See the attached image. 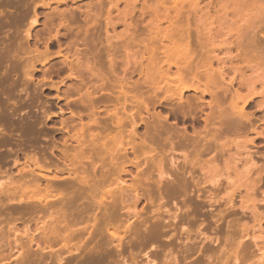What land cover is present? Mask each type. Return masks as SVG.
I'll return each instance as SVG.
<instances>
[{
    "label": "rangeland",
    "instance_id": "374dc122",
    "mask_svg": "<svg viewBox=\"0 0 264 264\" xmlns=\"http://www.w3.org/2000/svg\"><path fill=\"white\" fill-rule=\"evenodd\" d=\"M159 1L163 2L165 6L159 5V7L161 6L160 7L161 9L159 8L158 10H162L163 7H172V5H175V3H176V5H179L181 3V4H183V6H185L184 8L187 9V10L183 9L182 13H185L186 11H188L189 5L192 4L193 2H197L199 4L197 9L189 10L188 15L185 13L186 15L181 14L182 17L177 16L179 18V20H178V18H174L176 16V14L173 12H171L170 17L174 16L173 18L175 20L176 19L178 20V21L176 20L175 23L176 24L179 23L178 28L179 29L181 28L182 30H183L182 27H184V25H185L184 23L189 19L186 22V26H187V23L189 22L190 24L187 27H188V29H190V31L187 29V27H185L184 30L187 29L188 32L191 35H193L192 36L193 38H194V36L195 37L198 36V32H197V35L195 33L197 30H200L201 32L199 33L200 34L199 38L201 39V37H202V39H203L205 37L204 41L207 40V42H206L207 46L206 47L204 46L205 49L210 45L209 43L211 41L212 42H214V40L216 41L215 44L211 43V45L206 50L207 51L209 50L208 53L211 52V54L209 53V56H211V58L217 56V57H219V59H221V61L219 62L220 64L215 60H213L214 62L211 61L212 64L210 66H208V69H207L208 71H206V74H208V72H209V74L207 76H209V75L212 76L211 79L212 78L214 79V80L212 79V81L213 82L216 81V83L218 82V85L215 83L218 87L220 84L222 85V83H223L222 86L231 85L230 80L232 79V77L235 79L239 75V74L237 75V72L234 71V69H228V68H230L232 62L234 63L236 61L238 63L240 61L238 59L236 60L235 59L236 56H234L235 53H237L236 49L238 47V45L235 42L238 40L237 39L238 37L242 38V36H240L241 35L240 33H242V30L244 32L245 29L248 28L247 27L248 24L249 23L251 24L254 21L251 19V18H253V17H251V16H253L252 15L253 13H251V12L252 11L254 12V10H255V12H257V11L260 12L259 9H262V8L264 10V7H262L264 5L263 4L260 5L262 8H260V6H259L258 9H253L251 11L250 9H248V10L246 9V8L250 7L247 4L249 0L248 1L246 0L247 3L245 6L243 3H245L246 1H244V0H238V1L237 0L236 1L235 0H198L199 2L197 0H159ZM174 1H175V3H174ZM242 1H243V3H241ZM156 2H157V0H0V53L5 54V57L1 62V66L5 70L7 69V73L9 72V74L11 75L10 76L11 78L8 80L9 77H7L6 82L4 81V83H3V92L6 91V96H3L5 98V99H3V101L5 102V105H7V106L10 105L9 107L12 109V111H5L6 112V118L4 120H6L7 124L9 123L8 125H14L15 124L14 125L15 127H17L18 125L19 126L24 125L23 127H24L25 131H27L28 133L30 132V134H31L29 139L23 141V139L20 137V134L17 130L11 131L9 129L8 134H6V135H3V133H1V131H0V216H1L0 217V233H1L0 234V264H20V263L22 264L23 258H21V254H22V257L27 256L28 258H31L33 260L31 262H34V263L30 262V264H55L58 254L60 256L62 255V257L66 260L69 259V261H70L69 263L72 262L71 264H83L84 261L88 259V257L95 258L96 254H97V251L95 250V248L100 249L101 246H102V249H104V251L106 250L105 252L103 250H101L104 252V254L106 253L105 255H108L110 253L108 255V257L114 252L113 255L110 256V259H112V260L109 259L111 264H115V263L116 264H150V263H152V260H153L152 264H154V263L155 264H161L162 263L163 258L159 259V258L154 257V253H156V249H153L152 247H151L152 249H150L149 240L147 238V236L149 235V233H148L149 226H150L149 224H150V222L153 221L152 219L155 217H161V218L167 219L168 218L167 216H169V214H167V211L169 210L170 214H172V212L176 211L175 210L176 207L171 202H168L166 204L160 202V205L158 202H156L155 204H150L149 200H147L144 197L139 202H137L134 199L135 197H134V193L132 192L133 190L130 188V186L131 187L134 186L133 187V189H134V188H137L138 185H140V187L142 188V190L139 191L140 194H146V193L149 194V186H150V188H152V193H153V196L155 199H158L160 193L163 194L165 188H164V185L161 184L162 182L160 183L161 184L160 187H158L155 183H153V181H156L158 177H156V175H154L151 178H149V162H148L149 161V154H146V155L142 154L143 157L141 155L140 158L138 155V161H139V164H137L138 166L137 165L136 166L126 165L125 170H127V171L129 170L130 174H128V173L124 174V175L122 174L121 178L123 180L125 179L127 181V185L129 188L125 185L126 188L124 186L125 189L122 191L123 193L121 192V190L119 191L120 193H122V195L119 194L121 196L122 201L113 200V202H112V199H109L110 196L106 195V198H105L106 201L103 197V199H104L103 201H105V204L103 203V205H105L104 206L105 208L103 207V205H101L102 208H100L99 206H97L98 201H100V199L96 198L97 204L94 205L95 208H93L94 209L93 212L95 213V215L96 214L98 215V216L96 215L98 218V221L96 220V222H95L94 219L90 220L91 218H93V215H94L92 211L91 212L89 211V213H88V212H85L86 211L85 210L83 212L84 214L82 212L77 213V211H79V209L82 207L81 202H79V205L77 204V206H80L79 209L77 207H74V208H77L78 210L73 209V211L75 210L77 214H79V213L83 214V215L79 214L80 216L82 215L81 217H83L85 215H87V216H85V219L83 217L84 220L81 221V217L77 216V214H76L75 218H78V219L74 218L75 220L74 219L71 220V224H70V225H72V228L74 225L73 230H76V229L80 230V229H84V228H90V229L93 228L94 230L91 229V231L94 233L93 234L94 237H91L92 232L89 229V232H91L89 234L90 236L88 235L89 232H86L85 236L83 235L79 239V241H78V239L75 240L76 242L74 241V244L75 243L77 244V245L73 244L74 246H79V245H81V246L78 247V251L75 249L76 247H74V249H72V254L67 252L68 250H65L64 248H63L64 252L60 253L61 252L60 250L62 249L61 247H63L64 242L63 241H55L54 237L52 236V232H51L53 230L54 226L59 225L57 223L56 216L59 215L58 212H59V206L60 205L58 206V201L55 200V198L60 197V193L58 192V193H54L53 196L52 195L48 196L49 198L52 199V200H50L48 198L50 200L49 202H45L47 199L45 201L44 200L43 201H39V200L37 201V199L34 198V197H36L37 192H36V195L32 192V190L28 191L26 193H23V192L21 193V191H15L14 187L10 184L11 183L10 180L15 181V182L18 180L17 182L20 183L21 186L23 185L26 187L28 185H31L32 184L31 182L33 180H36L38 177L41 179V177H40V171L41 170H39L37 168V166L35 165V163H36L35 161L37 160V158H39V161H40L39 164L43 163L44 165L46 164L45 165L46 167H48V166L51 167L52 172H55L59 169L65 168L66 167L65 165L69 163V161L67 160L68 158H66V156H65V152L67 150H71L74 147H76L77 143H75V141L72 142L73 139L71 140V137H72V135H74V136H75V134L77 135L78 134L77 132H80V134H78L76 137L78 138L79 135L81 136V131H82L81 128L86 129V133H83V134H85L87 137H85V135L82 138L80 136L79 137L82 140L85 138L84 140H86L87 142L89 141V140H87L88 136L90 137L89 134H91V133L96 134V133H99L100 131H102V132L105 131L104 130L105 128L102 125H107L109 127L108 129L106 128V132H105L106 135L109 134L110 132H111V135H114V133L116 134L118 132L117 131L118 129H116L117 124L111 123V118H113L115 116V113H117L114 110H115V107L117 108V106H115V105L118 104V100L114 99L113 101L114 102L116 101V103H113V104L111 102H109L106 105L98 104L96 108H93L92 104H90V102L88 101V96H87L88 92L92 93V98H93V100H96L95 102H97V103H99L98 101L102 100L105 96H107V93L105 94L104 91L98 90L99 85H101V82H99L98 79H95V77H92V75L89 72H84V70L81 69V68H83L82 66L86 62L85 59H86V53H87L86 46H84L85 45L84 44L85 33H86L84 31H86L87 24L90 22V20L92 21V19H89V18H92V17L94 18V16L97 17V19H98V21H97L98 24L95 26H98L99 28L95 27V28H91V29L94 32L95 39H96L95 34H97V38H99V36H100V41L99 42L97 41L98 45H96V48L98 46V50L99 51L102 50L101 52H102V57H103L104 56L103 54H105L106 51H109V49L106 50V48H107L106 46H108L110 48L109 44H113L114 46H117L115 43L118 44L117 47L120 50H117V51L119 53L117 51H115L118 54L117 53H116L117 55L114 54V57L117 59L116 65L118 62V65L115 66L116 67L115 71L117 70L116 74H119V76L121 74L120 78L123 81H126L128 84H130L131 86L129 85V87H132L134 89V91H133L132 88H131L132 90L130 88H127L130 90H124V91L125 92L127 91L126 92L127 95L131 94L130 95L131 96L130 103L128 100V104H130V105L127 104L128 105L127 111H129L128 114L135 113V117H136L135 120L138 123V126H137V133H138L137 135L138 136L136 137L137 140L135 139V143L139 142L140 145L143 143V141H145L146 143H149V120H150V122L155 121V119H154L155 114L161 110L159 107H156L155 109L151 108V112L154 113L153 114L154 116H152L149 119V92H150L149 91V73H148V71H149V23H150V21L153 23V21L156 19V21H154V23H159V21L162 20V22H160L162 25L161 28L166 27L168 25V24H166V22L164 20L166 16H163L165 14V13H163V11H161V12L159 11V13L157 11L154 12L155 11L154 6H158V5H156ZM239 2H240V4H239ZM259 2H260L259 4H261L263 2V0H260ZM177 3H179V4H177ZM181 4H180V6H181ZM222 4H225L224 8H223ZM149 5H151L150 6L151 8L154 5L153 11H152V9H150ZM247 5L249 7H247ZM130 7L132 9H134L133 11H135L133 16L131 14V17H130V13H133V12H131L132 9L130 11ZM225 7H227V8H225ZM257 7L258 6H256L255 8H257ZM250 8H253V6H251ZM108 9L111 10V13H110L111 16L109 13H107V12H109ZM126 10H128L127 13H125ZM245 10L250 11L249 14ZM195 11H197V12L195 13ZM241 11H244V12H241ZM128 12H130V13H128ZM190 12H191V14H190ZM240 12L243 13V15L240 14ZM255 12H254V14H255ZM259 12H257V13H259ZM262 12H264V11H262ZM250 13H251V15H250ZM246 14L249 15V16L248 15L247 16H248V18H250V21L247 18H245ZM262 14H264V13H262ZM90 15H91V17H90ZM107 15H109V17ZM256 15H259V14H256ZM243 17L246 19L245 21H244ZM254 17L255 18H253V19H256V17H258L259 19H261V21H263L262 19H264L263 15L262 16H260V15L254 16ZM160 18H161V20H160ZM206 18H207V20H206ZM87 19H89V22H86ZM180 19H181V21H180ZM108 20L110 23H112L114 25H111V26L109 25L107 27L106 23L108 22ZM208 20L210 21L209 23L212 22L213 24L210 25L208 23ZM247 20L249 22L246 23ZM220 21H222V22L220 23ZM255 21L258 22L259 20H255ZM180 22H181L182 26H181ZM204 22H205V25H203ZM262 23L256 24V22H255V24H253V26L251 25L248 28L250 31L246 30V32H248V33L251 32V34L247 35V33L246 34L244 33L246 36L243 35V39L245 38V41H246V39L251 40V36H254V35H252V32L254 33L258 30H262L264 32V26H262L264 24H262ZM99 24H100V26H99ZM176 24H174V25L177 28ZM206 25H207V27H206ZM254 25H256L255 27H257L256 31H252L254 29H250L251 27H254ZM88 26H89V24H88ZM196 27H197V29H196ZM202 27H204V29H202ZM244 27H246V28L244 29ZM239 28H241V31L238 30L239 31V33H238L237 29H239ZM91 29L89 31H91ZM94 29H96V30H94ZM97 29L100 30V31H98L99 33L96 32ZM191 29H192V31H194V33L191 31ZM127 30H129V31H127ZM209 31H212L211 34L208 33ZM219 31H220V33H219ZM93 32L90 34L92 35ZM127 32H128L129 37L130 38L132 37L130 39V43H132L133 45L128 43V42L127 43L125 42L126 39L129 37H126L123 35H125V34L127 35ZM202 32H203V34H202ZM216 33H219L218 36L216 35ZM205 34H208L210 38L208 36H206ZM108 35L111 37L113 36L115 39H116V37L118 38L120 36L125 37L126 39L124 38V40H123L121 38V41H120V38H119L120 42H118V40H115V41L112 40L114 38H112L110 40L111 37H108ZM203 35H205V36H203ZM259 35L260 36L255 35L256 39L258 40V42L260 41L259 39H261V41H262V42H260L261 46H264L263 45L264 44L263 43L264 38H262L261 34H259ZM215 36H217V37H215ZM247 36H249V38ZM106 37L110 41H113V43H111L109 40H107ZM207 37L209 40H211L212 37L213 38L211 41H208ZM243 39H242V41H243ZM253 39H255V37ZM131 40H133L134 42H131ZM204 41L202 40V43ZM108 42H109V44H108ZM177 42L180 43V45L182 43L179 41H177ZM233 42H234V44L231 46L230 44H232ZM238 42L240 43L241 40L239 39ZM119 43L121 45H123L125 43L126 45L125 46L123 45L122 46L123 48H121V45H119ZM166 43L167 42H165V44ZM247 43L248 42L246 41V44ZM128 44H129V47H128ZM171 44H173V45H171ZM130 45H132V46H130ZM158 45L160 46V44H157V46ZM126 46L128 47V49H126ZM173 46H174V43H170L171 48H169V42L167 43V48H169V49H175L174 47L177 48L179 45L176 44V42H175V46L174 47ZM202 46H203V44H202ZM117 47L115 49H117ZM194 48H198V46H195ZM200 48H201L202 52H203V50H205L201 46H200ZM227 48L230 49V51L228 50L229 52H226ZM124 49L127 50L126 53L124 52L125 51ZM196 50L201 52L200 49L198 48V49H195L191 55H195L194 53ZM172 51H174V50H172ZM231 51H232V53H231ZM110 52H113V48L111 49ZM127 52L130 54V56H128L129 54ZM57 53L60 55H58ZM8 54H10V56ZM126 54L128 57H130V59L129 58L126 59V56H125ZM196 54H198V52ZM232 54H234V55H232ZM77 55L79 56V58H77ZM106 55L108 57L107 53H106ZM106 55L101 59L100 63H102L101 66L103 65V68L106 70V72H108V68H109L111 63H110V60H108L109 62L107 61ZM115 55L118 56L119 59ZM263 55H264V53H263ZM230 56H232V57H230ZM192 58H191L192 60L195 59L194 56ZM263 58H264V56H263ZM104 59H106L105 61H107V62H105ZM189 59H190V57H189ZM102 61H104V62H102ZM230 61H232V62L229 64ZM222 62H224L225 65H223ZM236 62H235V64L232 63V65H233V66H231L232 68H234L235 66H236V68L237 67L239 68V66L242 67L245 65L247 67L249 65L245 61H243L245 64L244 63L242 64V62L240 61V63H239L240 65L236 64ZM79 63H80V66L78 65ZM127 63H128V67L125 68L124 65H127ZM260 63H263V65H264V60L263 61L261 60ZM226 64H228L227 67L229 65L230 66L228 68H226L225 67ZM69 65L73 66L72 72L75 73V75H79L80 76L79 79L76 80V78H69L68 77L71 74V72H69V67H70ZM192 65H194V64H192ZM253 65H255V64L252 63V65H250V67ZM246 67H245V71L242 70V71H244L243 75L245 77V79L243 78V81L244 80L245 81H244V84L242 85L244 88L241 86V90H240V85L237 84L238 82L235 83L233 85V87L230 86L231 90H232V91L231 90L230 91L233 93L230 94L229 99L232 98L233 94L236 97L235 92H234L235 90H236V93L239 91L238 95L241 92L242 97L244 96L246 98L247 95H250L249 93H251L250 92L251 91L250 85L252 86V84H254V86L256 85L255 88H256V91H258V93H261L262 89H264V88H262V87H264V71L263 70L254 71V70L250 69L249 66L247 67V69H246ZM156 68H157V66H156ZM156 68H155V70H156ZM173 68H172L173 71H171L172 72L171 73V80H172L171 82L172 83L177 81V79L174 80L175 79L174 77L172 78V75L174 76L173 72L176 73V71H177L176 69H173ZM221 68L222 69L224 68V70L226 71L225 73L227 75L225 77V74H224L223 76L225 78L222 77L223 79H219L220 74L216 75V73H218V70H220ZM242 68L244 69V67H242ZM262 68H263V66H262ZM124 69H126V70L128 69L127 70L128 72H124ZM213 69H214L215 73H214ZM204 70H205V68H204ZM141 71H142V74H141ZM237 71L242 72L241 69H240V71H239V69ZM82 72L85 73L84 74L85 76L82 74ZM210 72L213 73L214 75H212ZM86 73H87V75H86ZM220 78H221V76H220ZM81 79H83L84 82H82ZM189 79H187V80H189ZM206 79H207V77H206ZM206 79H205V77H203L201 79L202 80L201 84H203V82ZM208 79H210V77H208ZM208 79L206 80L207 82L206 81L204 82V84L209 83L208 81H210V80H208ZM63 80H65V81L63 82ZM185 80L186 79H184V81ZM171 82H169V83H171ZM174 84H176V83H173L172 85H174ZM210 84H209V86H210ZM212 84H214V83H212ZM216 85H212V86H216ZM245 85L247 87H245ZM222 86H221V88L218 89V91L223 88ZM57 87H58V89H57ZM248 87H250L249 88L250 90L247 89ZM213 88L214 87H212V90H214ZM8 89H10L9 92L7 91ZM119 90L120 89L117 88L116 91L114 92V94L117 95L118 94L117 92ZM164 90L166 91V88L163 89V92H164ZM10 91H12V92H10ZM128 91L130 92V94H128ZM151 91H152V93L154 92L153 90H151ZM160 91H161V89L159 91H155V93L157 92L158 94L157 93L154 94L155 96L157 95L158 99L160 98V96L163 98L164 95L166 96V98L169 99V97L167 96L168 93H170L171 97L174 94L173 93L174 91L170 90L171 92L173 91L171 94V92L168 90V88H167L168 93H167V91L165 93L162 92L163 95H161L162 93ZM214 91L216 93H218L217 88ZM194 93H195L194 91H192V92L187 91L185 93V95H186L185 100H187V99L188 100H191V99L195 100L196 96L200 97L199 96L200 93H197V94L196 93L194 94ZM7 94H9V98H7V96H8ZM140 94L143 95V97H144V98H142L143 100H145V99L147 100L146 101L147 104L146 105L141 104L137 107V105H138L137 99L142 97V95L140 96ZM241 94H240V96H241ZM135 95H137L138 97ZM117 96H119V94ZM260 96L261 95L254 96V101L257 104L261 103L260 101H262L264 99V98H261L263 96H261V97ZM203 97L205 99L204 100L205 102L212 100L211 95L210 96L206 95ZM235 97H234V99L238 98V97H236V98ZM133 98H135V99H133ZM128 99H130L129 96H128ZM121 102H122V100H121ZM163 104L166 106L165 111L162 110L163 114L164 115H171L170 116V119H171L170 122L177 121V124H178V122H180L179 123L180 125L178 124L179 129L186 128L187 132H189L188 134L191 135V134H193L194 129H197L200 127L198 124L195 123V120H197V118H198L199 112H197V113L191 112V114L189 113L190 115L188 114L187 116H189V117H188V119H186L187 116L184 118L182 115L174 116V113L171 111V109H173L175 107V105H176L175 102L168 100L167 102L164 101ZM241 104L242 103H240V105ZM206 111H207L206 113H209L208 112L209 110H206ZM7 112H8V114H7ZM246 112L249 114V117L253 120L252 125L247 124L246 125L247 127H245V129L243 131L244 135L247 136V139L249 142L247 144H245L244 139H238L235 135H230V136H228L227 139H224V140L221 139L220 140V141H222L228 145L227 149L229 150V153L225 154L222 157H217V159H216V161H217L216 163L220 166V169L217 167L218 168L217 170H219V171L222 170L221 171L222 175L224 174L221 177L222 178L221 183H223V184H226L225 180H226L227 176L234 177V175H235L234 166L235 165H237V167L240 169L244 168L242 163H241L242 164L241 165L240 162L237 163L235 161L238 160L240 157L241 158H243L244 156L246 157L247 153L243 152L242 155H244V156L238 157L236 154L237 144L242 145V146L246 145L247 152L250 153L253 158H255V163H257L256 169H257V167L258 168L264 167V139L263 140L257 139V135L255 134V131H254V129H257L258 131L262 130V129L264 130V120L262 118V113L259 112L257 107H250V108L248 107L246 109ZM139 113H141V114H139ZM72 114H75V116L73 117ZM121 115H123L122 111H121ZM47 116H48V118H46ZM119 116H120V114H119ZM123 116H125V115H123ZM20 118L24 122L23 125L21 123L19 124ZM140 118H144L147 121L146 124H144V122L139 123ZM94 119H96L95 122L92 121ZM114 119H115V117H114ZM175 119H177V120H175ZM64 122L66 123L65 125L63 124ZM82 125L84 127H82ZM19 126L17 128H20ZM189 126H190V128H188ZM23 127H21V128H23ZM84 129H83V131H84ZM89 130L91 131V133ZM127 133L128 132H126V134ZM83 134H82V136H83ZM103 135L104 134L102 133V136ZM32 137H33V139H32ZM125 138H126V140L128 139L127 136ZM100 139H101V134H100ZM97 140H98V138H97ZM101 140L98 142L99 144L101 143ZM252 140H254L253 143L250 142ZM31 141L33 142V144H35L34 148L29 147V145L32 143ZM87 142H85L84 144L82 143V144L85 145ZM139 143H137V144H139ZM146 148H144V149H146ZM148 150H146V152ZM165 150L168 151L169 147L167 146V148H165ZM128 151H130L128 154V157H127L128 159H123L124 162H125V160H127V161L128 160L131 161V159L135 160L134 159L135 156L133 153H131V150L129 149ZM240 151H242V150H240ZM229 154H231V155H229ZM89 155L90 154L87 153V154L81 156L80 157L81 159L79 158L80 161L76 162V164L79 163V164H77V166L78 165L80 166L83 163H84V165L89 164V160H88ZM105 156H107V158L104 157L105 162H104V166H103L104 167L103 171H104V173L107 171L109 172V173L107 172L105 176H108V178L110 179V178H113L111 173H110V170H111V172L113 170L112 169L113 165L110 164L111 159H109V155H105ZM215 156H216V153L215 154L210 153L209 155L204 156L203 160L208 162V161H211L212 159H214ZM121 158L119 156V159H120V160H118L119 162L123 161ZM170 158H173L174 161H177L176 162L177 164L175 163L176 164L175 166L184 167V178H186L185 180L188 182L187 189H186L187 197L189 199H192L193 207H197L198 204H200V200L196 199V195H197V191H198L199 187H197V185L192 182L191 175L195 178H198V177H200V171L198 169L193 170L190 167V165L186 164L184 162L185 158H184V155L182 153L168 152V153L164 154V156L162 158H158V160L156 159L157 160L156 163H160V162L164 163L163 165L165 167H167V172H168V170L170 172L171 171ZM96 161L98 162V160H96ZM127 161H126V163L129 164ZM225 161H227L226 164H225ZM115 162H117V160ZM136 162H137V160H136ZM234 163H236V164H234ZM30 165H31V167H30ZM225 165H229V168H228V166H225ZM224 167L227 169H225ZM237 167H236V169H238ZM219 171H218V174L221 175V172L219 173ZM238 171H239V169H238ZM252 172L255 173V170ZM229 173H230V175H229ZM87 174H90V173H87ZM108 174H110L111 177ZM37 175H39V176H37ZM81 175H82V173H81ZM102 175H103V173H102ZM250 175H251V177L253 176L252 179H254V180L256 179L258 182V185H257L258 191L255 192V193H257L256 197H258V196L263 197L261 192L264 191V173L260 177L256 176V174H252V173L249 174L248 177H250ZM13 179H15V180H13ZM19 180H21V181H19ZM107 180L108 179H106L105 184L109 182V185H110V181L109 180L107 181ZM9 181H10V183H9ZM47 182L45 179H44V181L42 180V187H44L47 184ZM112 182L114 183L113 179H112ZM243 182H245V180L240 181L239 184H241ZM7 183H9V184H7ZM163 184H165V181ZM107 185H104V186L106 187ZM114 185H115V183L112 185L115 188ZM104 186H103V188H105ZM110 186H107V187L109 188ZM135 186H137V187H135ZM204 186H203L204 189L202 188L203 189V191H202L203 196L201 199H204L205 197L209 196L210 194H213L214 196H217L218 198L219 197H225V191L224 192L223 191L218 192L209 183L204 184ZM107 187L105 189L108 190ZM110 189H112V187ZM245 190H246L245 188L241 189L243 194L245 193ZM14 192H17V196H16L17 198L15 197L14 200H9V198H13L12 194H14ZM54 192H57V191H54ZM54 195H56L55 198H54ZM120 196H118L119 198H117V199H120ZM21 197H22V199H21ZM99 198H101V200H102L101 192H100ZM177 200H178V204L182 206L181 197L178 198ZM233 201L235 202V205L238 208L240 206V203H241V197H239V195L236 194L234 196ZM83 202H85L87 205V201H83ZM114 202L116 203V205ZM43 203H45V204H43ZM49 203H53L54 205L56 204L55 207L53 206V208L51 209V212L46 210V205H49ZM85 203H83V205H85ZM113 203H114V206H112ZM117 203H118V205H117ZM205 203L206 204L204 205L203 210H202L203 214L205 213L204 215H206L210 212L212 217L218 218L217 214L220 212V210L225 213V205L222 204L223 202L221 203L222 206H220V205L219 206L218 205L217 206H211L210 202L209 201L207 202V200ZM1 204H2V206H1ZM53 204H50V205H53ZM85 206H83V207H85ZM96 206L98 207V210L96 209ZM83 207L81 208L82 210H80V211H83V209H84ZM111 207H113V209ZM99 208L101 210H99ZM105 209H107V210H105ZM232 211L233 210H231V212ZM105 212H107V213H105ZM228 212L230 213V211H227V213ZM7 213H8V215H7ZM232 213H230L228 215L229 217H227V219L230 220L231 219L230 217H233ZM238 213H240V212H238ZM133 215L134 216L137 215V217L136 216L133 217ZM190 215H192V212H190ZM86 217H88V219ZM151 217H152V219H151ZM79 219H80V221H79ZM86 219H87V221H86ZM149 220H151V221H149ZM102 221H103V224L102 223H101V225L98 224L99 222H102ZM196 221L197 222H195L194 224L186 225L187 226L186 228L182 227L181 222H177V223L173 222L174 225L176 226V231H177V235H175L176 237H174L175 242L179 241V244H180V245L178 244L179 246H181L182 242H184V247L189 248L192 251H194L193 249L197 248L194 252L189 253V255L187 256V260L185 262L187 264H197L200 260H202L203 264H217V263L220 264L221 262H218V261L219 260L223 261L225 258H223V254L220 253L221 250L219 249L220 248L219 246L220 245L222 246V243H224V242L220 243L218 248L215 247L216 250H220L219 253H217L218 251H216L214 248L215 252L214 251L210 252V253L208 252L209 254L207 252H204L202 254L203 256H205V254H208V256L206 255L207 257H202V255L196 251H198L199 248L203 247V244H204L203 241H205L204 240L205 237L203 235H202L203 236L202 237L201 233L205 232L206 234H208L210 236V238H211V236H212V238L219 236L222 239H224L225 234H223L221 232V230L223 231V229L226 228L225 226L227 224V220L216 223L211 218H209V219L206 218L205 221H202L200 219V217H197ZM127 222H128V224H127ZM166 222L168 223V221H166ZM88 225H89V227H88ZM97 225H99V226H97ZM252 225H253V223L250 222V225H249L250 232L253 231V228L251 227ZM181 228H183V229H181ZM232 228H235V226H233ZM60 229H62V228H60ZM113 230H116V231L118 230V232H120L123 236L124 240L122 242V246H121L122 248L121 249L120 248L117 249L116 243L114 244V242L112 241L113 239L111 238L112 237L111 231H113ZM61 232H62V230H61ZM253 232H251L250 234L252 235ZM173 233H174V231H172V234ZM229 234L232 237L231 240L235 241L234 239L236 237L234 236L233 230H231V232ZM32 236H34V237H32ZM30 237L34 238L35 242L32 244L33 246L29 248V246H28L29 242H26V241H29ZM47 237L49 239H47ZM187 237L189 238L188 240H187ZM16 238H18L21 241V242L19 241L20 245L22 247V249H19L20 253H19V251H16V249H15V239ZM139 239L140 240L143 239L144 244L141 247H136L135 245H138ZM91 240L94 243L91 242ZM222 241H224V240H222ZM79 242H81L82 244H80ZM92 243L96 246H94ZM89 244L90 245L92 244V246H90ZM160 244L161 243H158V245H160ZM185 244H187L188 246ZM85 245H88V246H86L87 248L89 246L91 248L94 247L92 249H94L93 251H96V252H93L90 247L87 250ZM90 250H91V252H90ZM65 251H66V253H65ZM86 253H88V254H86ZM90 253H93V255H91ZM246 253L249 254L248 251H246ZM256 253H258V252L253 251L252 255L255 254L254 256H256V257L259 256V253L258 254H256ZM104 254L102 253V255H104ZM212 255L214 256V258ZM209 256H212L213 262H210V260H208ZM27 257H25V258H27ZM105 258L107 260V257H105ZM215 258H216V260H215ZM109 260H107V261H109ZM107 261H104L103 264L107 263ZM111 261L114 263H112ZM238 263L241 264L240 262H238ZM242 264H257V263L252 262V260H250V261H247V263L245 262Z\"/></svg>",
    "mask_w": 264,
    "mask_h": 264
},
{
    "label": "bare ground",
    "instance_id": "6f19581e",
    "mask_svg": "<svg viewBox=\"0 0 264 264\" xmlns=\"http://www.w3.org/2000/svg\"><path fill=\"white\" fill-rule=\"evenodd\" d=\"M158 1L159 0H157V2H156V5H158V6H154L153 5L154 8H155L154 12L157 11L159 13V11L160 12L163 11V13H165L163 16H166L165 19L164 18L163 19L165 20L166 24H168V25L166 27L161 28V26H162L161 23H160V22H162L161 18H160L161 21L158 20L159 23H154V21H156V19L153 21V23L151 21L149 23V71H148V73H149V91H150L149 92V119L152 116H154L153 115L154 113L151 112V108L155 109L156 107H159L161 109L160 111H158L155 114V116H154L155 121L150 122V120H149V143H146L145 141H143V143L141 145H140L139 142H137L139 144L135 143V139L137 140L136 137L138 136L137 135L138 134L137 133L138 123L135 120V118H136L135 117V113L128 114L129 111H127V106L130 105V104H128V100H129V103H130V100H131V96L130 95L131 94L128 91V94H130V95H127V93H126L127 91L126 92L124 91V90H130L132 87H129L130 84H128L126 81H123L120 78L121 74H120V76H119V74H116L117 70L115 71V69H116L115 66L118 65V62H117V65H116L117 59L114 57V54H116L118 52L117 50H120L117 47L118 44L115 43L117 46H114L113 44H109V42H108L110 48L108 46H106L107 47L106 50L109 49V51L105 50L106 53L108 54V57H107L106 53L103 54V55L104 56L106 55L107 61L110 60V63H111L109 68H108V72H106V70L103 68V65L101 66L102 63H100L101 59L104 57V56L102 57V52H101L102 50L99 51L98 50V46L96 48V45H98V42L100 41V36L98 35L99 38H97V34H95L96 35V39H97L96 40L95 37H94V32L91 29V28H95V27L97 28L98 27V26H95V25L98 24V22H97L98 19L95 16H94L95 19L93 17L92 18L88 17L89 19H92V21L90 20V22H89V19H87L88 21L86 20V22H89L88 23L89 26L87 24V29L85 28L86 31H84V32H86L85 33V40H84V44L85 45L84 46H86L87 53H86V59H85L86 62L82 66L83 68H81V69H83L84 72H89L92 75V77H95V79H98V81L101 82V85H99L98 90L99 91H104L105 94L107 93V96H105L103 99L101 98L102 100L98 101L99 103H97V102H95L96 100H93L92 93L88 92V94H87L88 101L90 102V104H92L93 108H96L98 104L106 105L109 102H111L113 104V103H116V101L115 102L113 101L114 99L118 100V104L117 105L114 104L115 106H117V108L115 107V110H114V111L117 112V113H115V116H114L115 119H114V117L111 118V123L112 124H114V123L117 124V126H116L117 128L116 129H118L117 130L118 132L116 134L114 133V135H111V132L106 135L105 134L106 128L108 129L109 127L107 125H102L105 128L104 132L100 131L101 133L99 132V133L94 134V133H91V131L89 130L92 135L89 134L90 137L88 136V139L86 138L87 140H89L87 142L86 140H84L85 138L83 140L80 139V137L81 138L84 137L85 134H83V133H86V129L83 128L84 131H85L84 132L83 129L81 128L82 131L80 130L81 131V136L79 135L80 137L79 136H78V138L76 137L78 134H80V132H77L78 134L77 135L75 134V136L72 135V137L74 136L73 138L71 137V140L73 139L72 142L75 141V143H77V145L73 149L67 150L65 152V156H66V158H68L67 160L69 161V163L65 165L66 166L65 168L59 169V170H57L55 172H52L51 167H49V166L46 167L45 166L46 164L44 165L43 163H40L41 164L40 165L39 164V162H40L39 158H37V160L35 161L36 162L35 165L37 166V168L39 170H41L40 171L41 179L38 177L36 180H33L31 182L32 183L31 185H28L26 187L23 186V185L21 186L20 183L17 182L18 180L16 182L10 180L11 183H10V181H9V183L14 187L15 191H21V193L22 192L26 193V192L32 190V192L36 195V192H37L36 197H34V198L37 199V201L38 200L39 201H43V200L45 201L47 199L45 202H49L52 199L49 198L48 196H50V195L53 196L54 193H58V192L60 193V197L55 198L56 195H54L55 200L58 201V206L60 205L59 206V212H58L59 215L56 216L57 223L60 226L59 225L58 226H54L53 230L51 232H52V236L54 237L55 241H63L64 242L63 243V247H61V248L62 249L64 248L65 250H68L67 252L72 254V249H74V247H76L75 249L78 251V247L81 246V245L74 246V245H77L76 243L74 244V241L77 240V239L79 241V239L83 235L85 236L86 232H89L90 228H84V229H80V230H77V229L73 230L74 229V225H73V228H72V225H70L71 224V220H73L75 218V215L78 212H82L83 213L85 210H86L85 212H88V213H89V211L93 212V210H94L93 208H95L94 205L97 204L96 203L97 202L96 198L100 199V201H98V204H97V206H99L100 208H102L101 205H103V203L105 204L106 195L110 196L109 199H112V202H113V200L122 201L120 195H122V193H123L122 191L126 188V186L128 187V185H127V181L125 179L123 180L121 178V175L122 174L124 175V174H127V173L130 174L129 170L128 171L125 170L126 169L125 168L126 165H134V166H136L137 164H139L138 155H139V158H140V156L142 154H145V155L149 154V161H148L149 162V178H151L154 175H156V177H158L156 181H153V183H155L158 187H160L161 184L164 185L165 189H164L163 194L160 193L158 199H155L154 196H153V193H152V188H150V186H149V194H147V193L146 194H140L139 191L142 190L140 185H138V187L135 186L137 188H134V189H133L134 186H132V187L130 185L129 186L133 190L132 192L134 193V197H135L134 199L137 202H139L144 197L147 200H149L150 204H155L156 202H158L159 205H160V202L161 203H165V204L168 203V202H171L176 207V209H175L176 211L172 212V214H170L169 210L167 211V214H169V216H167L168 217L167 219H164V218H161V217H155V218L152 219V217H151V219L153 221L150 222V224H149L150 225L149 226V231H148L149 235L147 236V238L149 240V246H150V249H152V248L156 249V253H154V257L155 258H159V259L163 258L161 264H187L185 262L187 260V256L189 255V253L194 252L197 248L193 249L194 251H192L191 249L184 247V242H182L181 246H179L180 245L179 241L175 242V238L174 237H176L175 235H177V231H176V226L174 225V223L175 222L176 223L177 222H181L182 227L186 228L187 227L186 225L194 224L195 222H197L196 221L197 217H200V219L202 221H205L206 218L207 219L211 218L216 223L227 220V224L225 226L226 228L223 229V231L221 230V232L223 234H225L224 239H222L219 236H216L215 238H212V236H211V238H210V236L208 234H206L205 232L201 233V236L203 235L205 237V239H204L205 241H203L204 242L203 247L199 248V250L196 251V252L200 253L201 255L204 252H207V253L208 252L210 253V252H213V251L215 252L216 248H218L220 243L224 242V243H222V246L221 245L219 246L220 247L219 249L221 251L220 250H216V251H218L217 253H219V251H220V253L223 254V258H225L223 261H220V260L218 261V262H221L220 264H237L238 262H240L242 264V263H245V262L247 263V261H250V260H252V262H256L257 264H264V191L261 192L263 197H259V196L256 197L257 193H255V192L258 191V188H257L258 187L257 186L258 182H257L256 179L255 180L252 179L253 176L251 177V175H250V177H248L249 174H251V173L252 174H256V176H259V177L262 176V174L264 173V167H260V168L257 167V169H256L257 163H255V158H253L252 155L247 152L246 145L242 146V145H239V144H237V146H236V148H237V152H236L237 156L238 157H240V156L243 157L244 156V155H242L243 152H246L247 154H246V157L245 156L243 158L240 157L235 162H237V163L240 162V164L242 163L244 168L240 169V168L237 167V165H235L239 169V171L234 166L235 175H234V177L227 176L226 180H225L226 184L221 183V181H222L221 177L224 174L222 175V172H221L222 170L221 171L217 170L218 168L220 169V166L216 163L217 162L216 161L217 157H222L225 154L229 153V150L227 149L228 145L225 144L224 142L220 141L221 139L224 140V139H227L228 136H230V135H235L238 139H244V143L245 144H247L249 142L248 139H247V136H245L244 133H243L245 127H247L246 125L247 124H251L252 125V121H253L249 117V114L246 112V109L248 107L249 108L250 107H257L259 112L262 113V118L264 120V99L262 101H260L261 103H259V104H257L254 101V96L261 95L263 97H261V96L260 97L264 98V89H262L261 93H258V91H256V88H255L256 85L254 86V84L251 83L252 84V86L250 85L251 88L250 87L247 88L248 90L251 89V91H250L251 93L248 92L250 95H247L246 98L244 96H243L244 98L242 97L241 92H240L241 96H240V94L238 95L239 91L237 90L238 92L236 93V90H235L234 91L235 95L238 98H236L234 96V94H233L232 98L229 99L230 94L233 93V92H231L232 90H231L230 86L233 87V85L238 82L237 84L240 85V90H241V86L244 84V81H245V80L243 81V78L245 79V77L243 75V72L245 71L246 65L242 66V67H244V69H243L241 66H239L240 65L239 64L240 61L242 62V64L244 63L243 61H245L246 63L249 64V65L247 64L249 67H250V65H252V63L255 64V65L250 67V69H252L254 71H259V70H263L264 71V69H263L264 65H263V63H260L261 60L262 61L264 60V58H263V56H264L263 55L264 46H261V43H260V42H262L261 39H259L260 41L258 42V40L256 39V36H255V35L260 36L259 34H261L262 38H264V32L262 30L256 31L257 27H255L256 25H254V27L250 28V29H254L252 31H256L254 33L252 32V35H254V36H251V40L250 39L249 40L246 39V41L248 42L246 44L245 38L243 39V35L246 36L245 35L246 33H247V35L251 34V32L248 33V32H246V30L250 31L248 28L251 25L253 26V24H255V22H256V24H261L262 22H263L262 24H264V19H262L263 21H261V19H259L258 17H256V19H253V18H255L254 16H259V15L260 16H262V15L264 16V14H262V13H264V12H262V11H264L263 8H262L264 6H262V7L260 6L262 4L264 5V0H263V2L261 4H259L260 0H251V1L249 0L250 2L247 0L248 3H247L246 0H244V1H246L245 3H243V1L241 2V3L244 4V6L246 5V3L250 7L253 6V8H250L247 5V7H249V8L245 7L247 10L250 9L252 11L253 9H258L259 6L262 9H259L260 12L256 10L259 13L255 12V10H254L255 14H254L253 11L251 12V13H253L252 14L253 16H251L253 18H251V19L254 20V21L251 24L249 23L250 25L249 24H248V26L246 25L248 28L244 27V29L246 28L245 31L243 32V30H242V33H240L241 34L240 36H242V38H240V37L237 38L236 37L238 40L236 42L234 41L238 45V47L236 46L237 47V49H236L237 53H235V55L234 54H232V55L236 56V58H235L236 60L237 59L240 60L238 63L234 60L236 62V64H239L238 65L239 68L237 67L239 69V71H240V69H241V71L242 70H244V71L238 72L237 71L238 69L236 68V66L234 68H232L231 67V66H233L232 65V63H233L232 61L229 62V64L232 62L231 66L229 65L230 68H228L229 66L227 67L228 64H226V66H225L226 68L234 69V71L237 72V75L238 74L239 75L235 79L232 77V79L230 80V82H231L230 84L231 85H229V86H227V85L222 86L223 83H222V85L219 83L223 87L219 91H218V89L221 88V86L220 85H219V87L217 86L218 82L217 83H216V81L213 82L212 81L213 78L211 79L212 76H210V75L207 76L209 74V72H208V74H206V71H208L207 70L208 66H210L212 64L211 61L215 60L218 63L221 61V59H219V57H217V56L211 58V56H209V53L211 54V52L208 53L209 50L208 51L206 50L211 45V43L215 44L216 41L214 40V42H212L211 40H212L213 37L211 38V40H209L208 39L209 35L205 34L206 36H208L207 37L208 41H211L210 43L208 42L210 45L208 44L209 46L205 49V47L207 46V43H206L207 40L204 41L205 37L203 39H202V37H201V39L199 38V35H200L199 33L201 31L197 30L195 34L197 35V32H198V36L197 37L194 36V38L192 37L193 35H191L188 32V30L190 31V29H188V27H187L190 24L189 22L187 23V26H186V22L189 20L188 18H187L188 20L186 22L184 21L185 25H184V27H182L183 30L181 28L180 29L178 28L179 23L176 24L175 21L177 19L176 20L174 19V18L182 17L181 14H185L186 13L188 15V13H189L188 11L197 9L199 4L197 2H193L192 4L189 5V10L186 11L185 13H182L183 9L184 10L186 9V8H184L185 6H183V4L180 3L181 4V6H180V4L177 3L179 5H176V3L174 1L175 5H172V7H163L162 10H158L161 7V6L159 7V5L165 6L163 2H161V1L158 2ZM239 4H240V2H239ZM222 5H223V8H224L225 4H222ZM150 6L151 5H149V7ZM153 6H152V8L150 7V9H152V11L154 10ZM254 6L255 7L258 6V7L255 8ZM227 7H225V8H227ZM131 9L132 8L130 7V11H131ZM133 10L134 9H132V11H131L133 13L128 12V13H130V17H131V14H132V16L134 15L135 11H133ZM247 10H245V11L248 12V14H249L250 11H247ZM108 11L109 12H107V13L110 14L111 10L108 9ZM127 11L128 10H126L125 13H127ZM171 12L176 14L175 17L173 16L174 18L170 17ZM196 12L197 11H195V13ZM241 12H244V11H241ZM241 12H240V14L243 15V13H241ZM251 13H250V15H251ZM190 14H191V12H190ZM248 14H246L245 18H247L250 21V18H248V16H249ZM256 14H259V15H256ZM107 16L109 17V15H107ZM110 16H111V14H110ZM90 17H91V15H90ZM245 18H244V21L246 20ZM181 19H180V21H181ZM178 20H179V18H178ZM206 20H207V18H206ZM248 20L246 21V23L249 22ZM255 20H259V21L257 22ZM209 22L210 21L208 20V23ZM221 22L222 21H220V23ZM106 24H107V27L109 25L110 26L114 25V24L110 23L109 20H108V22ZM174 24L177 25L178 29L176 28V26ZM180 24H181V22H180ZM209 24L211 25L213 23L211 22ZM203 25H205V22L203 23ZM207 25H206V27H207ZM99 26H100V24H99ZM181 26H182V24H181ZM262 26H264V25H262ZM185 27H187L188 30L187 29L184 30ZM197 27H196V29H197ZM204 27H202V29H204ZM90 29L93 32L92 35L90 34V33H92L91 31H89ZM192 29H191V31H192ZM94 30H96V29H94ZM238 30L241 31V28L237 29V31ZM98 31H100V30L97 29L96 32L99 33ZM127 31H129V30H127ZM239 31H238V33H239ZM192 32L194 33V31H192ZM211 32L212 31H209L208 33L211 34ZM219 33H220V31H219ZM219 33H216V35L218 36ZM202 34H203V32H202ZM127 35H128V32H127ZM127 35L125 34L123 36L129 37V35L128 36ZM205 35H203V36H205ZM217 36H215V37H217ZM108 37H111V36L108 35ZM247 37L249 38V36H247ZM252 37L253 38L255 37L256 40L253 39ZM112 38H114V37L112 36L110 38V40ZM119 38H120V41H121V38L124 40L125 37L120 36V37H118V38L116 37V39L114 38L112 40H114V41L118 40V42H120ZM131 38L130 37L127 38L128 40L125 38L126 39L125 42L126 43L127 42L130 43V39ZM239 39L241 40L240 43L238 42ZM242 39H243V41H242ZM107 40H109V39L107 38ZM202 40L204 41L203 43H202ZM177 41L182 42L181 45ZM110 42L113 43V41H110ZM131 42H134V41L131 40ZM165 42H167V43L169 42V48H171L170 47V43H174V46H175V42H176V44H178L179 46L177 48L173 46L175 49H169V48H167V43L165 44ZM234 42L232 44H230V45L232 46L234 44ZM130 44H132V43H130ZM157 44H160V46L159 45L157 46ZM202 44H203V46H202ZM119 45H121V44L119 43ZM123 45L125 46L126 44L124 43ZM123 45H121V48H123L122 47ZM132 45H130V46H132ZM171 45H173V44H171ZM195 46H198V48L200 49L201 52H202V50H201L200 46L203 47L205 50H203L202 53L196 50L195 53H194L196 56L195 55H191L194 52L195 49H198V48H194ZM116 47H117V49H115ZM128 47H129V44H128ZM128 47L126 46V49H128ZM112 48H113V52H110ZM229 48H227L226 52L230 51ZM172 50H174V51H172ZM115 51H117V52H115ZM126 51L127 50H125L124 52L126 53ZM232 51H231V53H232ZM197 52H198L199 55L196 54ZM8 55L10 56V54H8ZM58 55H60V54H58ZM78 55H77V58H79ZM190 55L192 57L194 56V58H195L194 60L195 61L192 60L193 58ZM125 56H126V59L127 58L130 59V57H128V56H130V54L128 56L126 54ZM4 57H5V54L4 53H0V131H1V133H3V135H6V134H8V130L9 129L11 131L17 130L19 132V134H20V137L24 141V140L29 139L31 134H30V132L28 133L27 131H25V129L23 127L24 126L23 125L24 122L21 119L22 117L19 119V121H20L19 124L21 123L23 125V126H19L18 125L20 128H17L18 126L15 127L14 126L15 124L14 125H8L9 123L7 124L6 120H4L6 118V112L5 111H12V109L9 107L10 105L9 106L5 105V102L3 101V99H5L3 96H6V91L3 92V83H4V81L6 82L7 77H9L8 80L11 78L10 77L11 75L9 74V72L7 73V69L5 70L1 66V62L4 59ZM116 57L118 58V56H116ZM189 57H190V59L191 58L192 59L190 60ZM230 57H232V56H230ZM105 60L106 59H104V61ZM104 61H102V62H104ZM107 61H105V62H107ZM235 62L233 64H235ZM192 64H194V65H192ZM222 64L225 65L224 62H222ZM78 65L80 66V63ZM69 66H70L69 67V72H71V74L68 77L69 78H76V80L79 79L80 76L79 75H75V73L72 72L73 66L72 65H69ZM124 66H125V68L128 67V63H127V65H124ZM156 66H157V68H156ZM262 66H263V68H262ZM247 67H246V69H247ZM155 68H156V70H155ZM172 68L177 70L176 73L173 72L174 76L172 75V78L173 77L175 78L174 80L177 79V81L173 82V83H176L174 85H172L173 83L171 82L172 81L171 80V73H172L171 71H173ZM204 68H205V70H204ZM224 68L223 69L221 68L220 70H218V73H216V75L220 74L219 75V79H223V78H225L227 76L226 73H225L226 71L224 70ZM127 70L124 69V72H128ZM213 71H214V69H213ZM84 72H82L83 75L85 74ZM214 73H215V71H214ZM141 74H142V71H141ZM211 74L214 75L213 73H211ZM224 74H225V77L223 76ZM86 75H87V73H86ZM220 76H221V78H220ZM203 77H205V79H206V77H207V79H208V77H210V79H208V80H210V81H208L209 82L208 84L207 83L204 84V82L207 79L205 81L203 80L204 81L203 82L204 85L201 84L202 83L201 79ZM184 79H186V80L184 81ZM187 79H189V80H187ZM167 80L168 81L170 80L169 82H171V83H169ZM64 81L65 80H63V82ZM81 81L84 82L83 79H81ZM212 83H214V84H212ZM209 84H210V86H209ZM212 85H216L217 87L216 86H212ZM212 87H214L213 88L214 90H216V88H217V92L219 94L216 93L214 90H212ZM245 87H247V86L245 85ZM117 88L120 89L117 92L119 94V96H117L118 95L117 93H116L117 95L114 94V92L116 91ZM127 88H130V89H127ZM165 88H166V91H167V88H168L169 91L173 90L174 92L173 91L172 92L174 94L171 97L170 93H168V91H167V93H168L167 96L169 97V99L166 98L165 95H164L165 97L163 96V98H162L160 96V98L158 99L157 95L156 96L154 95V94L157 93V92L155 93V91H159L161 89L160 92L162 93L163 89H165ZM262 88H264V87H262ZM57 89H58V87H57ZM9 90L10 89H8L7 91L9 92ZM151 90H153L154 92L152 93ZM133 91H134V89H133ZM166 91L164 90L163 93H165ZM187 91H191V92L194 91L196 94L200 93V95L198 94L200 97L195 95L196 96L195 100H193V99L185 100V96H186L185 93ZM10 92H12V91H10ZM172 92H171V94H172ZM163 93L161 95H163ZM142 94H140V96ZM7 95H8L7 98H9V94H7ZM206 95H209V96L211 95L212 96V98H211L212 100L208 101V102H205L204 101L205 99H204L203 96H206ZM128 96L130 97V99H128ZM135 96H137V95H135ZM234 97L236 99H234ZM142 98H144L143 95H142L141 98L137 99L138 100L137 107L139 105H141V104H144V105L147 104L146 103L147 100L146 99L143 100ZM133 99H135V98H133ZM121 100H122V102H121ZM168 100L173 101V102L176 103L175 107L173 109H171V111L174 113V116L182 115L183 118H184L189 113L191 114V112H193V113L194 112H196V113L199 112L198 118H197V120H195V123L198 124L200 127L197 128V129H194L193 134L189 135L188 134L189 132H187L186 128L179 129L178 128V124L180 122H178V124H177V121L170 122V120H171L170 116L171 115H164L163 114L162 110L165 111V108H166V106L163 104V102L164 101L167 102ZM240 103H242L243 105L242 104L240 105ZM206 110H209L208 111L209 113H206L207 112ZM121 111H122V114L125 115V116L121 115ZM118 113L120 114V116H119ZM7 114H8V112H7ZM139 114H141V113H139ZM72 116L74 117L75 114H72ZM188 117L189 116H187L186 119H188ZM46 118H48V116ZM95 120L96 119H94L92 121L95 122ZM175 120H177V119H175ZM143 122H144V124H146L147 121L144 118H140V122L139 123H143ZM63 124L65 125L66 123L64 122ZM21 127H23V128H21ZM82 127H84V126L82 125ZM188 128H190V126ZM254 131H255V134L257 135V139H262V140L264 139V130L263 129L259 130V131L257 129H254ZM126 132H128V133L126 134ZM102 133L104 134L103 136H102ZM82 134H83V136H82ZM100 134H101V139L103 141L100 139ZM126 136H127V138L129 140L128 139L126 140V138H125ZM85 137H87V136L85 135ZM97 138H98V140H97ZM32 139H33V137H32ZM99 139L101 140L102 144L98 143L100 141ZM84 141L87 142L85 145H83L85 143ZM250 142L253 143L254 140H252ZM167 146L169 147L168 151L165 150V148H167ZM29 147L34 148L35 144H33V142H32L29 145ZM144 148H146V149H144ZM129 149L131 150V153L134 154V156H135L134 159L135 160H132V159H131V161L130 160H128V161L125 160V162H124L123 159H128L127 157H128L129 152H130V151H128ZM146 150H148V151L146 152ZM240 150H242V151H240ZM86 152L88 154H90L89 157H88L89 158L88 159L89 160V164H85L84 165V163H83L80 166L79 165L77 166V164H79V163L76 164V162L80 161V159H81L80 157L85 155V154H87ZM168 152L182 153L184 155V158H185L184 162L186 164L190 165V167L193 170L194 169H198L200 171V177H198V178H195V177H193L191 175L192 182L195 183L197 185V187H199V189L197 191L196 199L200 200V204H198L197 207H193L192 199H189L187 197L186 189H187L188 182L185 180L186 178H184V167L175 166L177 164L176 163L177 161H174L173 158H170V165H171L170 167H171V171L172 172L171 171L169 172V170L167 172V167H165L163 165L164 163H161V162H160L161 164L160 163H156L158 158H162L164 156V154H166ZM210 153H214V154L216 153L215 158L212 159L211 161H208V162L203 160V157L206 156V155H209ZM105 155H109V159H111L110 160V164L113 165V167H114V168L112 167V169H113L112 172L110 170V173H111V175L113 177V178H110V179L108 178V176H105L108 171L105 172V173L103 171V168H104L103 166H104V162H105L104 161V159H105L104 157L107 158V156H105ZM229 155H231V154H229ZM119 156H120V158L122 157L121 159L123 161H120V162L118 161V160H120ZM142 157H143V155H142ZM96 160H98V162ZM116 160H117L118 163L115 162ZM136 160H137L138 163L136 162ZM126 161L129 164H127ZM226 163H227V161H225V164ZM234 164H236V163H234ZM225 166H228V168H229V165H225ZM30 167H31V165H30ZM225 169H227V168H225ZM254 170H255V173L252 172ZM218 171H219V173L221 172V175L218 174ZM81 173H82V175H81ZM87 173H90V174H87ZM102 173H103V175H102ZM108 175L110 176V174H108ZM229 175H230V173H229ZM37 176H39V175H37ZM105 178L110 181V185L111 186L109 185V182L105 184V182H106ZM44 179L46 180V182L47 181L48 182H47V184L44 187H42V180L44 181ZM112 179H113V181L115 183V185H114L115 188L112 186L114 184L112 182ZM13 180H15V179H13ZM242 180H245V182L239 184V182L242 181ZM19 181H21V180H19ZM164 181H165L166 185L163 184ZM9 183H7V184H9ZM207 183H209L218 192H222V191L224 192L225 191V197H219L218 198L217 196H214L213 194H210L209 196L205 197L206 199L205 198L201 199L202 196H203L202 191H203V189L205 187L204 184H207ZM104 185L110 186L109 188L106 186L108 188V190L105 189L106 187ZM103 186L105 188H103ZM124 186H125V188H124ZM111 187H112V189H110ZM242 188L246 189L244 194L241 191ZM120 190H121L122 193L119 192ZM54 191H57V192H54ZM100 192H101L102 200H101V198H99L100 197ZM236 194H238L239 197H241V203H240V206L238 205L239 206L238 208L236 207L235 202L233 201L234 200V196ZM16 196H17V192H14V194H12L13 198H9V200H14ZM118 196H120V199H117V198H119ZM103 197H104L105 201H103L104 200ZM180 197H181L182 206L178 204V200H177ZM21 199H22V197H21ZM206 200H207V202L208 201L210 202L211 206H217V205L218 206L219 205L222 206L221 203L223 202L222 204L225 205V213L220 210V212L217 214L218 218L212 217L210 212L208 214L204 215L205 213L203 214L202 210H203L204 205L206 204L205 203ZM83 201H87V205ZM79 202L82 203L81 204L82 207L86 205L85 207H83L84 208L83 211H80V210H82L81 209L82 207L79 209L80 206H77V204L79 205ZM83 203H85V205H83ZM114 203H113L112 206H114ZM43 204H45V203H43ZM50 204H53V203H49V205H46V210L51 212V209L53 208V206L55 207L56 204L55 205L54 204L50 205ZM115 205H116V203H115ZM117 205H118V203H117ZM1 206H2V204H1ZM97 206H96V209L98 210ZM104 206L105 205H103V207ZM74 207H77L79 209V211H77V213H76L75 210L73 211V209L78 210L77 208H74ZM100 208H99V210H101ZM111 208L113 209V207H111ZM105 210H107V209H105ZM231 210H233L234 212L232 211L233 212L232 213ZM227 211H230V213H232V215H233V217H230L231 218L230 220L227 219V217H229L228 215L230 214L229 212L227 213ZM190 212H192V215H190ZM238 212H240V213H238ZM82 213H79V214H82ZM105 213H107V212H105ZM79 214H77V216H80ZM93 214H94L93 218L90 217L91 219L90 218L89 219L90 220L94 219L95 222H96V220L98 221V218H97L98 215L96 214L97 215L96 216L94 212H93ZM7 215H8V213H7ZM85 216H87V215H85ZM85 216H83L84 219H85ZM135 216L137 217V215H135ZM135 216L133 215V217H135ZM83 217H81V221L84 220ZM86 218L88 219V217H86ZM75 219H78V218H75ZM87 219H86V221H87ZM79 221H80V219H79ZM149 221H151V220H149ZM166 221H168V223ZM250 222L253 223V225L251 226L253 228V231H254V232L251 231V232H253L252 235L250 234L251 232L249 230ZM101 223L103 224V221L99 222L98 224L101 225ZM127 224H128V222H127ZM97 226H99V225H97ZM233 226H235V228H232ZM88 227H89V225H88ZM60 228H62V229H60ZM91 229H93V228H91ZM91 229H90V231H91ZM181 229H183V228H181ZM61 230H62V232H61ZM231 230H233L234 236L236 237L234 239L235 241L231 240L232 237L229 234L231 232ZM172 231H174L173 234H172ZM91 232H89L88 235ZM111 232H112V234H111L112 237L111 238L113 239V240L112 239L111 240L114 242V244L116 243L117 249L118 248L121 249L122 248L121 247L122 246V242L124 240L122 234L120 232H118V230L117 231L113 230ZM93 234L94 233L92 232L91 237H94ZM32 237H34V236H32ZM32 237H30L29 241H26V242H29L28 243L29 248L32 247L33 246L32 244L35 242L34 238H32ZM48 237H47V239H49ZM143 239L142 240L139 239L138 245H135V246L136 247H141L144 244ZM188 239L189 238L187 237V240ZM221 239L224 240V241H222ZM92 240H91V242H93ZM19 241L20 240L18 238L15 239V249H16V251H19V253H20L19 249H22V247L20 245L21 241L20 242ZM79 243L82 244L81 242H79ZM158 243H161V244L158 245ZM92 244L91 245L89 244V245L92 246ZM187 244H185V245H187ZM86 246H88V245H85V247ZM94 246H96V245H94ZM89 247L88 248L86 247L87 250L89 249ZM92 248H94V247H92ZM214 248H215V250H214ZM62 249L60 250L61 251L60 253L64 252V249L63 250ZM97 249L95 248V250L97 251V254H96L95 258L92 257L93 258L92 259V258L88 257V259L85 260L83 264H103V262L109 260L110 256H112L113 253H114L112 251L113 253L108 257V255L110 253L108 252L109 254L107 253L108 255H105L106 253L104 254V252L106 250L104 251V249H102V246H101L100 249H98V250ZM93 250L94 249H92V251ZM101 250H103L104 252L101 251ZM96 251H93V252H96ZM246 251H248L249 254H247ZM253 251L258 252L259 256L256 257V256H254L255 254L252 255ZM90 252H91V250H90ZM101 252L104 255H102ZM65 253H66V251H65ZM258 253H256V254H258ZM86 254H88V253H86ZM90 254L93 255V253H90ZM208 254H205V256L202 255V257H207ZM212 256L208 257V260H210V262H213ZM25 257H27V256H25ZM25 257H22V254H21V258H23L22 259V264H30V262L33 261L31 258H28V257L25 258ZM103 257L104 258L107 257V260H106V258L104 259ZM213 258H214V256H213ZM216 258H215V260H216ZM110 260H112V259H110ZM110 260L107 261L108 264L110 263ZM69 262H70L69 259L66 260V259H64L62 257V255L60 256L58 254L55 264H71L72 263V262L71 263H69ZM31 263H34V262H31ZM107 263H105V264H107ZM112 263H114V262H112ZM152 263H153V260H152ZM152 263H150V264H152ZM197 264H203V261L200 260ZM217 264H219V263H217Z\"/></svg>",
    "mask_w": 264,
    "mask_h": 264
}]
</instances>
